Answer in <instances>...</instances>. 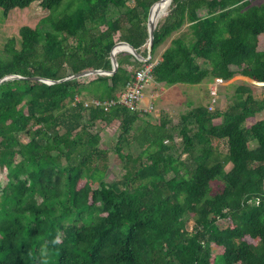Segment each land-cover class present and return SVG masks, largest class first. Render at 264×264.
I'll use <instances>...</instances> for the list:
<instances>
[{
	"label": "trees",
	"instance_id": "trees-1",
	"mask_svg": "<svg viewBox=\"0 0 264 264\" xmlns=\"http://www.w3.org/2000/svg\"><path fill=\"white\" fill-rule=\"evenodd\" d=\"M34 1L50 11L63 0H0L2 17ZM81 1L60 17L50 11L34 27L22 25L0 53V78L21 76L0 82V264H264V118L246 124L264 110V98L239 85L225 108L200 104L176 125L146 122L131 138L135 156L122 151L138 111L81 98L116 99L168 38L151 68L156 83L236 74L264 82L257 48L264 1L171 0L147 61L119 51L112 74L39 80L110 71L119 41L147 56L148 11L158 0ZM183 26L188 32L172 36ZM96 120L118 121V179L106 178L107 149L88 129ZM213 139L225 141L224 155ZM220 219L230 224L219 227Z\"/></svg>",
	"mask_w": 264,
	"mask_h": 264
},
{
	"label": "rangeland",
	"instance_id": "rangeland-1",
	"mask_svg": "<svg viewBox=\"0 0 264 264\" xmlns=\"http://www.w3.org/2000/svg\"><path fill=\"white\" fill-rule=\"evenodd\" d=\"M264 0H254L253 2L258 4ZM81 0H63L58 6L54 7L51 14L54 17H60L65 13L72 12L76 7L81 4ZM168 8V7H167ZM40 6L38 1L32 2L30 5L24 8H13L11 9L6 17H2L0 12V53L2 51L3 45L9 37H19L18 30L22 25H28L34 27L39 19L46 16L49 12ZM167 12V9H166ZM204 11H200L203 14ZM165 13L162 15L164 16ZM161 16V17H162ZM182 31L188 32L186 26H183L180 30L173 33L172 36H177ZM169 44V38L160 45L155 51L152 61L155 62L158 59L163 47ZM147 45V44H146ZM145 45V47H146ZM257 48L259 50L264 49V36L260 34L258 36ZM123 51V50H122ZM213 78H205L203 81L197 84L190 83H175L172 85H165L162 83H156L151 79L142 91L144 101L147 102L146 106L143 105V101L140 102L142 107L148 109V105L152 106L150 111H141L139 117L134 122V131L130 132L129 142L123 146V154H131L135 156L139 148L136 142L131 140L134 134H138L142 131V127L146 126V122L157 124L162 121L163 118H167L170 125H176L179 116L187 111L189 108L197 105H207L211 109L214 108H225L226 105L233 100L236 86L246 85L252 89L254 97L260 99L264 98V84L256 82L246 76L239 74L234 75L228 80L217 87V95L213 96L210 94L208 88L209 84L212 83ZM82 82V81H81ZM83 83H86L83 81ZM84 102L88 103L92 96L90 94L84 93L81 95ZM213 101V102H212ZM87 114H85V117ZM264 118V110L257 113L255 118H248L246 124H251L254 120ZM218 122L219 119H215ZM89 131L97 132L100 135L99 147L102 149H107V154L105 160L101 158V161H106L108 167L106 169L107 180H114L120 178L121 174L124 173L123 162L120 157L115 152V143L117 135L120 132L119 124L117 120L112 122H104L102 120H96L93 125L89 126ZM136 131V132H135ZM135 132V133H133ZM172 134L174 136V152L177 154L181 149V138L177 133V130H173ZM24 138V136H22ZM167 143H171L168 140ZM213 148L216 152L224 155L226 153V143L222 139H213ZM185 157V153L182 154V158ZM130 165L131 162H128ZM229 166L227 165L226 168ZM0 181L3 183L5 181L4 171L0 170ZM220 185L218 183H212L213 191L217 190ZM219 227H224L229 225L230 222L227 219H220L217 222ZM192 225V220L187 223V228L190 229ZM213 253L222 252V247L215 244L211 245Z\"/></svg>",
	"mask_w": 264,
	"mask_h": 264
},
{
	"label": "built area",
	"instance_id": "built-area-1",
	"mask_svg": "<svg viewBox=\"0 0 264 264\" xmlns=\"http://www.w3.org/2000/svg\"><path fill=\"white\" fill-rule=\"evenodd\" d=\"M154 62H149L141 66L125 84L123 91L119 94L116 99L100 101L98 99L91 98L88 103L93 105H102L104 109H108L110 106L120 104L125 106L131 111H150L151 105H148V109L142 107L140 102L143 101L142 91L148 82L152 79L151 68ZM224 79L221 77H214L212 83L209 84L208 88L210 94L217 95V87L222 84ZM79 98L76 96L74 99L78 101ZM213 102V101H212ZM85 103V104H88Z\"/></svg>",
	"mask_w": 264,
	"mask_h": 264
},
{
	"label": "water",
	"instance_id": "water-1",
	"mask_svg": "<svg viewBox=\"0 0 264 264\" xmlns=\"http://www.w3.org/2000/svg\"><path fill=\"white\" fill-rule=\"evenodd\" d=\"M170 1L171 0H169L167 7L169 6ZM161 2L162 0H158L155 3H153L148 11V18H147V30H148L147 52L148 54L146 57H143L142 55H140V53H138L136 49L133 46H131L129 43L124 42V41H119L115 43L110 50V61H111L110 71H104L101 69L85 70V71L78 72L70 76H67L65 78L58 79V80H48V79H43L39 77L37 78L39 80L45 81L46 83L50 84V83L59 82V81L66 80V79L86 76L89 74H108L109 75V74H112L117 68L116 53L122 50L131 53L138 60L147 61L150 58V50H151V46L153 42V31H154L156 22L164 13H166V9H167L166 7L164 11L161 10V7L159 6ZM119 46H124L125 48L118 50L117 47ZM20 77H21L20 75H8V76H4L0 78V82L8 78H20ZM260 83L264 84V82H260Z\"/></svg>",
	"mask_w": 264,
	"mask_h": 264
},
{
	"label": "bare ground",
	"instance_id": "bare-ground-1",
	"mask_svg": "<svg viewBox=\"0 0 264 264\" xmlns=\"http://www.w3.org/2000/svg\"><path fill=\"white\" fill-rule=\"evenodd\" d=\"M168 2H169V0H162V2L159 4V6L161 7V10H163L164 11V9L167 7V5H168ZM122 48H125L124 46H119V47H117V49L119 50V49H122Z\"/></svg>",
	"mask_w": 264,
	"mask_h": 264
},
{
	"label": "crops",
	"instance_id": "crops-1",
	"mask_svg": "<svg viewBox=\"0 0 264 264\" xmlns=\"http://www.w3.org/2000/svg\"><path fill=\"white\" fill-rule=\"evenodd\" d=\"M165 47H163V49H164ZM162 49V50H163ZM163 84V83H162ZM143 98H145V96L143 97ZM145 104V106H146V104H147V102L146 101H144V99H143V105Z\"/></svg>",
	"mask_w": 264,
	"mask_h": 264
}]
</instances>
